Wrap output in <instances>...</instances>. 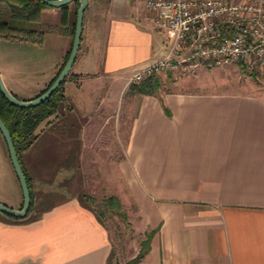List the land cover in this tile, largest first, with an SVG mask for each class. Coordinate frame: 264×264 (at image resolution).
Instances as JSON below:
<instances>
[{"label":"crops","instance_id":"0c3cea01","mask_svg":"<svg viewBox=\"0 0 264 264\" xmlns=\"http://www.w3.org/2000/svg\"><path fill=\"white\" fill-rule=\"evenodd\" d=\"M9 18L0 3V21ZM72 21L69 3L48 6L21 21L44 32L42 43L0 37V75L17 97H34L55 76ZM170 39L141 0H87L61 108L18 155L31 194L52 196L29 220L0 212V264H110L108 229L88 204L95 182L135 205L132 257L152 233L135 264H264V96L130 89L131 74L161 57ZM31 45L45 51L33 56L24 51ZM126 95L136 101L127 130ZM0 201L22 204L2 139Z\"/></svg>","mask_w":264,"mask_h":264},{"label":"built area","instance_id":"2783aa9c","mask_svg":"<svg viewBox=\"0 0 264 264\" xmlns=\"http://www.w3.org/2000/svg\"><path fill=\"white\" fill-rule=\"evenodd\" d=\"M151 23L171 32L165 52L134 71L139 82L180 66L231 63L264 71V0H141Z\"/></svg>","mask_w":264,"mask_h":264},{"label":"rangeland","instance_id":"374dc122","mask_svg":"<svg viewBox=\"0 0 264 264\" xmlns=\"http://www.w3.org/2000/svg\"><path fill=\"white\" fill-rule=\"evenodd\" d=\"M69 4L73 9L72 2H69ZM45 49L47 52L48 48ZM24 51L29 52L33 56H37L39 54L41 55V53L45 50L43 47H40V45H31L27 48L25 47ZM204 64L199 63L195 66L186 67L181 65L178 71H162L158 74L154 73L150 77L158 79L160 83V92L174 89H217L234 90L264 96V71H260V69L255 68L253 72L249 73L235 63L222 66H205ZM58 108H61V106L59 105ZM58 108L56 112H58ZM135 108V99L130 95H126L120 108L121 114L124 115L126 130L130 124ZM1 139L2 138L0 136V140ZM97 173L99 174V172ZM67 188L69 189V187H64V190L66 191ZM89 188L93 197L88 200V204H90L95 210L96 214L108 229L110 235L112 247L110 264H126L127 260L134 255V249L138 240V237L134 233L132 224V220L134 222L136 216L135 205L132 200L127 198L128 196L123 202L114 194L112 195L116 197V201L107 203L105 200L108 195L111 194L110 191L107 187L103 188L98 186L96 182L91 184ZM55 190H57V187ZM78 190H81L80 186ZM51 196V194L41 196L38 193H33V203L31 209L44 205L48 199L46 197ZM53 196L56 198L60 196V194L55 193ZM35 214L36 213L33 212L30 215L33 216Z\"/></svg>","mask_w":264,"mask_h":264},{"label":"trees","instance_id":"16d2710c","mask_svg":"<svg viewBox=\"0 0 264 264\" xmlns=\"http://www.w3.org/2000/svg\"><path fill=\"white\" fill-rule=\"evenodd\" d=\"M72 1L74 3V8H73V21L71 26V36L73 37L78 0H72ZM0 2L7 5L10 12V18L8 20L0 21V37L7 39L23 40L33 44L42 43L44 38V32L36 28L23 25L21 24L22 23L21 21L24 22L36 21L39 18L41 9L44 7H48L49 5H46L41 0H0ZM59 7L62 10H65L68 7V3L63 4ZM64 15L65 14L62 13L60 20L61 22H63L64 20ZM69 50L70 48L68 49L63 59L60 69L62 68V66L64 65L67 59ZM60 69L57 71L55 76L58 74ZM70 74L71 73L69 72L66 77H68ZM55 76L48 83V85L40 92H38L36 95L43 92L51 84ZM62 84L63 82L41 103L29 107H22L12 104L4 97V95L0 91V118L4 122L7 129L9 130L17 156L20 154L21 151L25 150L30 146L32 141L38 136L40 131L43 129V126L47 124L56 115V110L60 105L62 99L60 93ZM159 84L160 83L157 78L148 77L139 82H130L129 88L138 93L150 94V93H155L156 91L159 90ZM0 136L5 145L1 133ZM105 201L107 203L114 202L116 201V197L112 195L108 196ZM32 203H33V199H32V194L30 192V207L27 214L21 217H14V218L29 220L30 217L28 215L31 211ZM151 234H152L151 232H148L146 234L145 238L142 239L140 242L141 247L138 253L134 257L130 258L126 262V264H135L141 258L144 251L149 246V240Z\"/></svg>","mask_w":264,"mask_h":264},{"label":"water","instance_id":"95a60500","mask_svg":"<svg viewBox=\"0 0 264 264\" xmlns=\"http://www.w3.org/2000/svg\"><path fill=\"white\" fill-rule=\"evenodd\" d=\"M41 1L45 3L46 5L59 7L63 4L71 2L72 0H41ZM86 3H87V0H78V6L76 9L75 23H74V33H73V38H72L69 54L67 56V59L64 65L62 66L58 74L55 76L51 84L43 92H41L40 94L34 97L19 98L15 96L6 87L0 75V91L2 92V94L8 101H10L14 105L22 106V107H29V106L37 105L41 103L44 99H46L65 80L75 60L77 50L79 47L80 38H81V30H82L83 12L86 7ZM0 133L4 139L8 157L12 165V168L14 170V173L16 175V178L18 180V184L21 190V195H22V204L19 208L8 206L5 203L0 201V212L6 215H10V216L21 217V216L26 215L29 210L30 191H29L26 177L24 175V172L18 160L17 153L13 146L9 130L7 129V127L5 126L1 118H0Z\"/></svg>","mask_w":264,"mask_h":264}]
</instances>
